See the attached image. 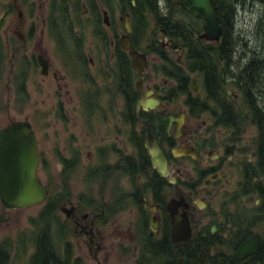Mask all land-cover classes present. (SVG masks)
<instances>
[{
  "label": "flooded vegetation",
  "instance_id": "flooded-vegetation-1",
  "mask_svg": "<svg viewBox=\"0 0 264 264\" xmlns=\"http://www.w3.org/2000/svg\"><path fill=\"white\" fill-rule=\"evenodd\" d=\"M104 1L107 2L104 5L99 1L97 12L95 8L86 7L84 13H98V23L96 26L91 24L95 28L93 37L99 41L98 43L96 40V46L101 44L103 47L100 49L101 46L98 48L93 42L92 50L98 59L89 58L85 53L86 37L82 36V29L88 25L86 22L76 23L79 28L71 39L75 64L86 65L93 70L103 69L114 89L111 92L113 99L109 113L115 116L109 119L108 131L94 153L99 163H95L93 157L86 171V212H83L85 208L80 203L72 200L71 189V178L81 162V150H68L71 155L64 157L60 148H55L52 144L47 146L46 132L42 131L45 130V117L39 118V131L36 122L28 118H10L9 122L0 126V130H3L16 122L31 124L37 145V175L48 190L46 199L41 203V211L46 216L55 209L72 218L76 232L87 237L86 245L96 258L99 254L113 252L108 250L109 246H103L107 236L101 226L127 216L131 218L128 229L131 241L128 247L126 243L118 246L120 255H126L122 261L124 264H264V219L252 211L253 205H259L263 200L255 184L264 185V132L261 131V126L264 125V85L232 84L235 80L228 77L226 72V67L234 70L255 56L264 59V53L249 54L241 61L233 59L237 55L232 54L229 62L226 57L218 54L217 64L221 67V74L223 70L226 73V79L222 77V80L231 84L220 85L216 89L213 86L207 87L204 86L203 77L195 72L185 87V80L182 82L173 79L168 67L174 64L185 69L186 49L176 44L166 30L160 28L161 38L156 49L149 46L153 58L149 59L148 53H144L149 66L143 76L140 77L133 69L130 59L137 81L132 84L130 81L127 87L131 93L126 94L123 66L127 64H119L118 47L124 50L121 39L127 34L124 21L127 15L132 26L130 37L133 46L139 52L143 51L136 48L132 14L127 12L120 15V23L124 24L125 32L117 39L116 30L119 27L111 19L114 12L109 6V0ZM157 1L163 8H172L170 12L180 11L185 26V14L190 13L181 5L182 0ZM133 4L136 5V1ZM177 5L180 10L175 7ZM12 6L11 3L7 4L6 13H9V7ZM99 13L109 32L103 26H97ZM35 26L36 23L32 22L31 27ZM198 33H203V26L202 32ZM108 38H112L110 47L112 46L113 52L110 56L108 52H104L109 47ZM63 44L67 46L65 42ZM40 56L43 55L39 54L37 59ZM262 63L264 65V60ZM111 64L117 68V75L106 69ZM149 69L153 73V80L147 86L144 80L149 75ZM55 78H58V74H55ZM194 81L197 82L196 90L192 88ZM138 82L142 83V90L149 93L148 98L156 100L151 106L141 105L143 96L141 91L136 90ZM95 86L98 83L95 82ZM59 106L61 109L65 107L62 102ZM77 107L80 114L84 110L87 117L92 116L91 111L96 106L93 101L84 104L79 100ZM68 113L66 110L65 118ZM169 118V136L162 137L165 120ZM87 120V124L91 126L95 119L91 121L87 117ZM92 126L95 129L94 124ZM248 126L255 131L249 134ZM149 144L161 151L166 160L167 175L160 172L159 164L153 160ZM177 151L184 153L176 155ZM50 156L57 166L60 165L54 177ZM39 173L45 176V180ZM97 176L100 180H97ZM173 177L176 183L173 182ZM98 183L100 184L95 194L94 185ZM228 188L232 189L228 191ZM181 198H184V208L180 211L185 212V221L191 228L193 238L175 244L172 240L173 226L168 205L172 200ZM18 209L4 211L1 204L0 215H4V218L0 226L9 221L10 211ZM79 228L81 231L77 230ZM49 231L53 245L44 246V259L37 262L32 260L36 249L34 247V253L32 251L28 254L31 263L27 264H83L82 257L75 255L72 249L63 250L62 245L56 244L55 228L50 226ZM256 235L261 237L260 249L240 259L243 246ZM96 261L97 264H103L100 259Z\"/></svg>",
  "mask_w": 264,
  "mask_h": 264
},
{
  "label": "rangeland",
  "instance_id": "rangeland-1",
  "mask_svg": "<svg viewBox=\"0 0 264 264\" xmlns=\"http://www.w3.org/2000/svg\"><path fill=\"white\" fill-rule=\"evenodd\" d=\"M52 1L54 0H0V126L9 122L10 118H28L36 122L39 131V118L45 117V130L42 131L46 132L47 146L52 144L55 148H60L64 157L71 155L68 150H81V162L75 173H73V178H71L73 182L71 189L73 191L72 200L80 203L85 208L86 171L94 157L95 149L101 144L102 138L108 131L109 119L115 116V114L109 113V106L113 99L111 92L114 89L110 86V81L107 80L103 69L100 68L101 70H98L97 68L93 70L92 67L88 68L86 65H76L72 59L74 53L71 48V39L79 28L76 25L77 22H86L88 24L82 29V36L86 37L85 53L88 54L89 58H97L92 46L93 42L94 46H96L98 40L93 37L95 28L91 24L94 23L96 26V23H98V13L85 15L86 7L89 6L84 4V1L80 12L76 13L74 11L75 0H58L59 5L55 9L53 20L51 12ZM101 1L103 4L107 3L106 1ZM10 3L13 6L9 7V13H6L8 10L7 4ZM109 3L110 8L114 12L111 19L119 27L116 30L118 34L116 38L119 39L125 32L124 24L120 23V15L127 13L128 10L127 8L124 10L118 4L112 5L110 0ZM65 4H67L68 12H66V9L61 8ZM261 11L262 7L260 5L255 6L251 2L238 8L234 26L235 37L237 41H241V50L246 48L245 42L250 49L258 44L259 32L256 28L260 20ZM99 15V25L97 26H103L109 32L108 27L104 24L102 14L99 13ZM27 21L30 23H27ZM32 22L36 23L34 28L31 27ZM152 27L154 25L150 24V27L146 28L139 42L140 50L143 53H148L149 59L153 58L151 56L152 52L149 51L151 41L148 37L150 34L149 30ZM157 36L160 41V31ZM108 41L109 47L104 49V52H108L110 56L113 52L112 46L110 47L112 38H108ZM99 46H101L100 49L103 48L101 44L96 47L99 48ZM169 52H172V50H169ZM39 54L48 60L49 68L51 65L50 72L47 75L42 73V68L37 59ZM106 69L113 74L114 72L116 75L118 74L117 68L113 67L112 64L108 68L106 66ZM237 69L234 68V71H237ZM147 72L149 75L144 80V83L149 86L153 80V73L150 69ZM55 74H58V78H55ZM133 77V82L135 83L137 75ZM95 82L98 83V86H95ZM79 100L84 102V104H87L88 101L95 102L96 107H94V111H91L93 112L92 116H87L91 121L95 119L91 126L87 124L88 120L84 110H81V114L79 112L80 109L77 107ZM60 102L65 106L62 109L59 106ZM66 110L69 111L67 118L64 117ZM93 124L95 129L92 126ZM247 128L249 134L255 131L251 126ZM88 134H92V136ZM49 158L52 160V175L54 177L55 173H58L60 165L57 166L55 164L52 156ZM94 160L95 163H99L96 161V156ZM39 175L45 180V176L42 173H39ZM57 180L59 179L57 178ZM97 180H100V178ZM99 184L94 185L95 194ZM231 189L228 188V191ZM41 203L10 211L9 221L1 224L0 244L8 246L10 264L31 263V260H28V254L30 255L32 251L34 253L33 249L36 247L35 238L46 224L55 228L57 232V235L55 233L56 244L62 245L63 250L65 248L67 251L72 249L75 255L82 257L83 264H97L96 259H100L103 264H124L122 261H124L126 255H120L118 246L126 243L125 245L128 247V244H130L131 236L128 234V229L130 228L131 218L126 216L120 221H110L107 225L101 226L107 236L103 246H109L108 250L113 252L99 254L98 258H96L86 245L87 237L80 232H76L72 218H68L58 210L53 209L42 222L39 219L43 214V211H41L43 204ZM67 207L70 209L69 205ZM83 212H86V208ZM32 218L35 219L32 220ZM36 223L40 224L36 225ZM77 230L81 231L80 228ZM133 230L135 231V226ZM113 247L114 250L112 249Z\"/></svg>",
  "mask_w": 264,
  "mask_h": 264
},
{
  "label": "trees",
  "instance_id": "trees-1",
  "mask_svg": "<svg viewBox=\"0 0 264 264\" xmlns=\"http://www.w3.org/2000/svg\"><path fill=\"white\" fill-rule=\"evenodd\" d=\"M83 1L85 2L84 4L97 9L96 12L98 11L97 7L99 0H75L74 11L76 13L80 12ZM133 1H136L137 4L134 5ZM110 2L112 5H121L124 10L127 8V12L132 14V21L135 28L133 35H136V48L140 49L139 42L142 38V34L146 31V28L150 27V24L154 25V27L150 28V34L148 36L153 50L156 49V44H159L157 33L160 31V28L165 29L169 37L174 39L176 44L185 47L187 52L185 69L182 66L174 64L168 67V69L172 72L171 76L173 79H178L182 82L185 80V87L190 83L191 75L195 72L199 73L203 77L204 86H213L214 89H216V87L220 85H225L226 82L222 80L221 67L217 64L218 54L226 57L229 62L232 54L239 55L233 59H239V61H241L250 53H254L256 55L264 53V0H241L240 2L238 0H214L216 6L218 7L219 16L224 23V34L218 45L210 44L204 40L198 39V32H202V25L192 14H185L187 19L185 18L184 26V18L180 16V11H175L174 13L172 11L170 12L172 8L168 9V7L163 8L159 6L157 0H110ZM248 2H252L253 4L259 3L263 11L256 28L259 32V36L257 38L258 44L254 48L251 47L250 49L249 45L245 42L244 44L246 48L241 50V41H237V38L235 37L234 21L237 18L238 7L240 5L245 6ZM100 4L103 3L101 2ZM57 5H59L58 0L52 1L51 12L53 20ZM66 5L67 4L62 5L61 8L66 9V12H68V7ZM175 7L180 10L178 5ZM118 51L119 64H127V66H123V68L125 85L127 88L126 94H130L131 91L128 90L127 85L130 81L132 84L134 79L133 76L136 74L131 69L130 58L128 57L127 52L122 50L120 46L118 47ZM149 51H151L150 48ZM263 60L264 59L261 58V56H255L251 58V61L248 60L246 64L238 66L237 71H232V76L235 80L234 84L244 86L264 85ZM226 70L227 73H229L228 67H226ZM261 131L264 132V125L261 126ZM255 188L260 196L263 197V200L261 204L253 205L252 211L254 214L260 215V217L264 219V185L258 186L255 184ZM45 217L46 216L42 214L39 219L43 222ZM34 219L35 218H32V220ZM38 224L40 223H36V225ZM49 228L50 226L46 224L43 230L40 231L35 238L34 243L36 249L32 259L35 262L44 259L42 258L44 255V246L53 245ZM7 248V245L0 246V264H9L10 262V253L9 250H6ZM45 251L48 252V250Z\"/></svg>",
  "mask_w": 264,
  "mask_h": 264
},
{
  "label": "water",
  "instance_id": "water-1",
  "mask_svg": "<svg viewBox=\"0 0 264 264\" xmlns=\"http://www.w3.org/2000/svg\"><path fill=\"white\" fill-rule=\"evenodd\" d=\"M181 5L186 11L194 15L203 25V33L198 38L208 42L217 43L224 33V23L218 13V7L214 0H182ZM108 19V17H106ZM127 34L122 37V48L128 52L132 60V67L141 77L148 68V58L144 53L139 52L133 46L130 34L132 26L130 17L124 18ZM42 68V73H49V62L43 56L38 58ZM222 77L225 79V71H222ZM194 90L197 89V82L192 84ZM136 90L141 91L143 99L141 105L151 106L156 100L149 99V93L142 90V83H136ZM232 94V91H230ZM159 126V121L157 122ZM171 118L165 120L164 134L169 136ZM29 122H16L3 130H0V201L4 211L27 208L43 202L48 194L47 188L42 184L37 176L38 156L35 133L31 129ZM153 160L159 164V170L167 175L166 160L160 150H156L149 144ZM184 153L175 152L176 155ZM173 182L176 183L175 177ZM184 198L174 199L168 205V210L172 218L173 234L172 240L175 244L189 241L193 238L191 228L185 221ZM4 215H0V223L3 222ZM189 229V230H188ZM261 237L256 235L249 240L242 248L240 259L260 249Z\"/></svg>",
  "mask_w": 264,
  "mask_h": 264
},
{
  "label": "bare ground",
  "instance_id": "bare-ground-1",
  "mask_svg": "<svg viewBox=\"0 0 264 264\" xmlns=\"http://www.w3.org/2000/svg\"><path fill=\"white\" fill-rule=\"evenodd\" d=\"M239 2L241 1V0H238ZM252 3V2H251ZM253 4V3H252ZM253 5H258L259 6V3H257V4H253ZM241 6H243V5H240L239 7H241ZM238 7V8H239ZM262 11H263V9H262ZM262 11H261V14H262ZM229 68V73H228V77H230L232 80H233V76H232V71H234L233 70V68H231V67H228ZM226 72H227V70H226ZM229 74H230V76H229ZM225 79H226V73H225ZM229 79V78H228ZM226 82V84H231V82H227V81H225ZM232 84H234V82H232Z\"/></svg>",
  "mask_w": 264,
  "mask_h": 264
}]
</instances>
